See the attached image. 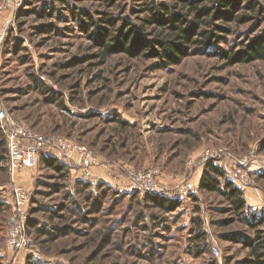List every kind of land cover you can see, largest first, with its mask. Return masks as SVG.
<instances>
[{
	"label": "rangeland",
	"instance_id": "obj_1",
	"mask_svg": "<svg viewBox=\"0 0 264 264\" xmlns=\"http://www.w3.org/2000/svg\"><path fill=\"white\" fill-rule=\"evenodd\" d=\"M174 1L0 0V264H254L248 243L264 232V60L223 54L264 39V12L238 1L216 21L230 32L187 42L165 66L149 49L171 30L145 22V9ZM242 14L251 20H232ZM105 16L117 24L99 26ZM131 28L152 47L119 50ZM15 124L68 140L69 150L42 149L64 169L39 155L12 175ZM215 159L230 179L227 169L245 162L243 212L200 188ZM15 188L26 237L12 248Z\"/></svg>",
	"mask_w": 264,
	"mask_h": 264
},
{
	"label": "trees",
	"instance_id": "obj_2",
	"mask_svg": "<svg viewBox=\"0 0 264 264\" xmlns=\"http://www.w3.org/2000/svg\"><path fill=\"white\" fill-rule=\"evenodd\" d=\"M238 1L241 0H176L173 2V5L169 3H158L155 6H147L145 10H148L150 14L145 22L155 24L156 26L167 27L171 30L169 34L172 38L167 37L160 40L157 43L159 46L157 49L150 45H144L145 41H143L142 36L135 28L122 30L123 32L120 35L121 46L119 50L128 53L133 52L132 44L135 43L137 46H140L142 51L152 47V49H149L151 50L150 56L161 57L163 63L167 66L173 62L174 57L178 58L179 55L183 54L181 46H185L187 42L200 44L201 46L209 45L213 40L221 38V33L227 34L230 32L229 27L217 25L216 21L220 18L218 17L219 13L231 12V8L234 9L238 6ZM247 1L254 3V10L258 7L264 12V9L259 6L256 0ZM177 8L180 10L179 13H175V9L177 10ZM90 19H92L91 16ZM233 19H237L241 23H246L251 20V17L246 14L232 15V20ZM230 20V18L226 19V22ZM93 23L97 24L96 21ZM98 24L99 26H106L105 24L114 26L117 22L112 16H105L102 17ZM203 25L209 28L204 29ZM104 29L106 30V27H104ZM191 33L195 36L194 38L191 37ZM172 34H175L174 37ZM134 35H136L135 39H132ZM107 49L111 50V48L108 47ZM142 51H138L137 54L143 53ZM233 51L234 50L231 49V51L223 54L226 55L230 63L264 60V39L263 37L255 38L244 49L239 50L237 53ZM40 155L41 161L45 162L47 166L52 167L58 172L64 169L65 165L63 162L54 157V155L49 154L47 151H42ZM259 177L264 180V171ZM222 178H225L223 183L221 182ZM200 188L212 192H221L231 208L236 212H243L246 206L244 189L238 186L234 182V179L226 177L225 171L214 161H209L207 163L201 178ZM163 205H165V203ZM29 224L34 226L31 221ZM248 246L251 248L253 263L264 264V232L258 230L257 235L248 243Z\"/></svg>",
	"mask_w": 264,
	"mask_h": 264
},
{
	"label": "built area",
	"instance_id": "obj_3",
	"mask_svg": "<svg viewBox=\"0 0 264 264\" xmlns=\"http://www.w3.org/2000/svg\"><path fill=\"white\" fill-rule=\"evenodd\" d=\"M6 119V113L4 109L0 106V120L3 121ZM9 150H10V161L9 167L11 169L12 175L22 167H35L37 164L38 157L45 147L48 144L55 143L57 144L60 150H69L71 144L66 139L45 137L41 136L37 133H33V131L24 125L15 124L14 130L9 133ZM92 154L90 152H82L81 159L83 163L88 165L91 161ZM213 159L215 157H212ZM212 159V160H213ZM220 163V160L215 159V163ZM241 164L238 165L235 169H227L229 174L231 175L232 179L239 180L243 184L248 183V175L247 171L245 170V162L241 161ZM191 185L193 183L190 182ZM14 198L16 199L15 203V218H14V225L12 230L10 229L11 236L9 234L10 239V247L16 248L21 246L19 244L21 240L26 237V225H25V212L21 211L22 205V198L23 194L20 192L19 189H14Z\"/></svg>",
	"mask_w": 264,
	"mask_h": 264
},
{
	"label": "crops",
	"instance_id": "obj_4",
	"mask_svg": "<svg viewBox=\"0 0 264 264\" xmlns=\"http://www.w3.org/2000/svg\"><path fill=\"white\" fill-rule=\"evenodd\" d=\"M234 182H235L238 186H240L241 188L246 187L245 190H247V189H251V188H248V186H245V184H243V183L240 182L239 180H235V179H234ZM252 194H253V193H252ZM246 199L248 200V197H247V196H246ZM249 204H252V203L250 202Z\"/></svg>",
	"mask_w": 264,
	"mask_h": 264
}]
</instances>
